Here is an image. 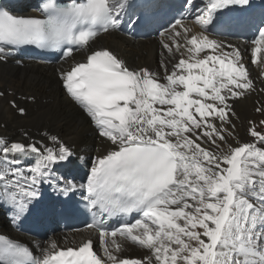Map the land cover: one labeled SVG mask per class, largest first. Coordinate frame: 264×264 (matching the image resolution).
I'll use <instances>...</instances> for the list:
<instances>
[{
  "label": "snow or ice",
  "instance_id": "6c2138e0",
  "mask_svg": "<svg viewBox=\"0 0 264 264\" xmlns=\"http://www.w3.org/2000/svg\"><path fill=\"white\" fill-rule=\"evenodd\" d=\"M185 2L198 28L172 25L163 48L179 59L171 69L162 63L163 75L92 47L120 26L129 0H46L43 18L0 10V61L27 44L60 49L65 60L83 51V62L58 76L110 145L77 185L57 173L73 155L58 136L0 137V204L10 207L13 224L47 184L65 195L85 192L93 216L87 227L96 232L72 246L52 240L39 256L0 235V264H264V132L250 122L252 142L233 146L229 102L255 86L241 49L208 34L219 9L248 0H206L202 8ZM257 32L252 63L264 66V22ZM133 213L138 218L130 220ZM126 244L146 252L128 258Z\"/></svg>",
  "mask_w": 264,
  "mask_h": 264
},
{
  "label": "bare ground",
  "instance_id": "6f19581e",
  "mask_svg": "<svg viewBox=\"0 0 264 264\" xmlns=\"http://www.w3.org/2000/svg\"><path fill=\"white\" fill-rule=\"evenodd\" d=\"M195 3L198 7L204 6V0H195ZM185 24L194 29L198 28L194 16ZM208 34L211 38L235 45L242 51L255 88L245 96L229 101L236 114L232 118L236 126L235 139L232 143L233 146H237L236 141L252 142L249 135L250 122L256 124L261 117H264V114L256 111L257 107L264 108V72L261 70L264 66L252 63L251 46L238 34H215L211 31ZM171 40V31L163 38L157 39H132L123 37L117 32H108L97 37L95 43H105L104 46L112 48L130 68L147 67L163 75L161 64L164 63L171 69L179 59L178 54L170 55L163 48V44L170 43ZM81 53L83 52L78 55ZM78 55H74V60L69 58L53 65L24 62L23 66H19L10 59L7 62L0 61V94H2L0 95V137L9 141L28 142L23 136L25 132L34 140H41L43 133L58 136L62 142L70 146L73 155L68 162L57 166V173L66 180L72 178L76 180V184H81L86 182V175L90 172L94 158L109 150L110 145L99 135L91 118L68 96L58 76L61 70L65 71L66 67L78 59ZM260 55H264V52ZM33 97L34 99H31ZM12 101L24 107L26 114L21 115L12 106ZM256 127L258 130V125ZM260 131L264 132V126H261ZM43 142L49 147H54L47 139ZM0 225L9 227L4 219L1 205ZM67 236L83 240L90 238L91 233L80 231L68 233ZM57 237L55 235L52 240L57 241ZM145 252V249L130 244H126L124 249L128 258H141Z\"/></svg>",
  "mask_w": 264,
  "mask_h": 264
},
{
  "label": "rangeland",
  "instance_id": "374dc122",
  "mask_svg": "<svg viewBox=\"0 0 264 264\" xmlns=\"http://www.w3.org/2000/svg\"><path fill=\"white\" fill-rule=\"evenodd\" d=\"M261 120H264V117H261L260 119H259V121L255 124L256 126L258 125V130L260 131V129H261V125H260V121Z\"/></svg>",
  "mask_w": 264,
  "mask_h": 264
}]
</instances>
